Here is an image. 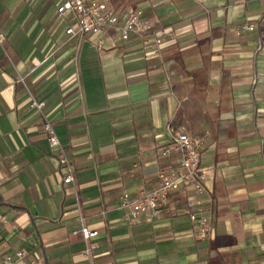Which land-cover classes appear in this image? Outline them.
Segmentation results:
<instances>
[{
	"label": "crops",
	"instance_id": "crops-1",
	"mask_svg": "<svg viewBox=\"0 0 264 264\" xmlns=\"http://www.w3.org/2000/svg\"><path fill=\"white\" fill-rule=\"evenodd\" d=\"M62 1L0 0V238L27 254L16 264H264V0H125L173 33L159 48L70 38ZM168 123L201 139L211 167L204 241L179 192L151 223L117 208L156 185ZM80 217L97 232L88 257Z\"/></svg>",
	"mask_w": 264,
	"mask_h": 264
},
{
	"label": "built area",
	"instance_id": "built-area-1",
	"mask_svg": "<svg viewBox=\"0 0 264 264\" xmlns=\"http://www.w3.org/2000/svg\"><path fill=\"white\" fill-rule=\"evenodd\" d=\"M57 13L71 15L72 23L65 29L70 38L95 35L112 31L122 41L131 36L137 37L144 47L159 48L167 38H174L172 32L155 28L153 22L140 8L116 9L110 0H63L57 7ZM254 25L245 24L241 31L253 30ZM2 35L0 34V43ZM101 43V41L99 42ZM38 110L42 103H32ZM50 147L59 153L58 163L63 167L62 181L74 185V171L63 148L59 144L48 121L43 122ZM167 141L157 151V155L166 164L159 170L156 185L150 190H138L135 195L123 193L117 202V208L124 213L129 223H136L140 218L151 223L166 209L172 193L179 192L185 197L184 211L188 217L193 237L196 241L206 240L211 232L210 212L205 208L203 196L205 181L211 167L201 164L200 152L202 141L198 137L186 134L170 123L166 124ZM2 222H5L2 219ZM76 232L85 243L84 253L88 257L91 246L88 239L97 235L96 231L82 225ZM27 258L24 251L7 252V244L0 238V264H16ZM25 264H43L39 259L28 258Z\"/></svg>",
	"mask_w": 264,
	"mask_h": 264
},
{
	"label": "rangeland",
	"instance_id": "rangeland-1",
	"mask_svg": "<svg viewBox=\"0 0 264 264\" xmlns=\"http://www.w3.org/2000/svg\"><path fill=\"white\" fill-rule=\"evenodd\" d=\"M112 1L116 5V7L119 9H124V8L130 7V5H132L130 3H128V4L125 3V0H112ZM127 1L129 2V0H127Z\"/></svg>",
	"mask_w": 264,
	"mask_h": 264
}]
</instances>
